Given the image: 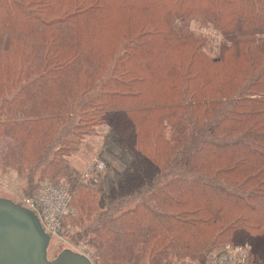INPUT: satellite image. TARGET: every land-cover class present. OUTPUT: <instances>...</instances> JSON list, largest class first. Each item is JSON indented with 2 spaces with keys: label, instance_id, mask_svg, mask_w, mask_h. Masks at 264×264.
Masks as SVG:
<instances>
[{
  "label": "trees",
  "instance_id": "trees-1",
  "mask_svg": "<svg viewBox=\"0 0 264 264\" xmlns=\"http://www.w3.org/2000/svg\"><path fill=\"white\" fill-rule=\"evenodd\" d=\"M102 129L129 157L81 181ZM0 172L68 183L94 264H264V0H0Z\"/></svg>",
  "mask_w": 264,
  "mask_h": 264
},
{
  "label": "rangeland",
  "instance_id": "rangeland-1",
  "mask_svg": "<svg viewBox=\"0 0 264 264\" xmlns=\"http://www.w3.org/2000/svg\"><path fill=\"white\" fill-rule=\"evenodd\" d=\"M192 30L194 31L195 35L203 36L208 40V48L212 53L211 55L213 57L216 56L220 47L219 45L221 44V35L218 33V31L210 25H202L196 22L192 23ZM107 133L108 132L106 129H102L99 136L86 138L82 147L80 148V151L72 158V169L79 173L81 181L84 180L83 174L86 172H93V169L98 163L105 164V168L103 170V174H105L110 165L113 166L115 170L120 169L124 163L123 159L125 155L129 157V154L125 149L122 147H116V142L113 138V135H110L109 137ZM46 182L53 183L50 180H45L41 183L40 188ZM56 185L65 187L74 199L75 192L71 190L72 187H70L68 183L63 182ZM25 188V182L21 180L15 173L4 175L0 172V198L11 200L15 204H20L21 206L25 207L23 205V201L25 199L35 198L40 193L39 188L37 195L30 196L32 194L25 193ZM77 233L78 230L70 224V220L67 221L59 236L56 238H51V242L48 247V259L55 260L58 255L65 250H72L74 252H80L81 254H86L89 256L87 253L88 249L84 247V243L82 241L78 242V239L76 238Z\"/></svg>",
  "mask_w": 264,
  "mask_h": 264
},
{
  "label": "water",
  "instance_id": "water-1",
  "mask_svg": "<svg viewBox=\"0 0 264 264\" xmlns=\"http://www.w3.org/2000/svg\"><path fill=\"white\" fill-rule=\"evenodd\" d=\"M50 242L33 211L0 198V264H94L85 254L72 250L49 260Z\"/></svg>",
  "mask_w": 264,
  "mask_h": 264
},
{
  "label": "built area",
  "instance_id": "built-area-1",
  "mask_svg": "<svg viewBox=\"0 0 264 264\" xmlns=\"http://www.w3.org/2000/svg\"><path fill=\"white\" fill-rule=\"evenodd\" d=\"M104 168L103 163H98L93 172L83 174V179H91L94 184L97 183L96 175L92 176L91 173L102 172ZM23 205L39 217L43 229L51 238L59 236L65 219L76 215V208L69 191L65 187L51 182L44 183L40 188L39 195L35 198L25 199ZM250 252L251 246L248 243L226 244L219 254L213 255L205 264H247Z\"/></svg>",
  "mask_w": 264,
  "mask_h": 264
}]
</instances>
